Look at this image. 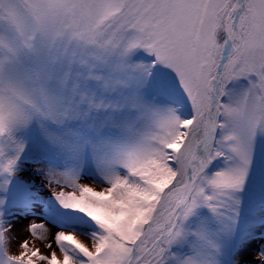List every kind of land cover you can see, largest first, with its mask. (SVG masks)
<instances>
[{
  "label": "snow or ice",
  "instance_id": "obj_1",
  "mask_svg": "<svg viewBox=\"0 0 264 264\" xmlns=\"http://www.w3.org/2000/svg\"><path fill=\"white\" fill-rule=\"evenodd\" d=\"M0 264H264V0H0Z\"/></svg>",
  "mask_w": 264,
  "mask_h": 264
},
{
  "label": "rangeland",
  "instance_id": "obj_2",
  "mask_svg": "<svg viewBox=\"0 0 264 264\" xmlns=\"http://www.w3.org/2000/svg\"><path fill=\"white\" fill-rule=\"evenodd\" d=\"M83 182H85V183H92L91 181H88V180H85ZM36 222L39 223L41 221L39 220V218H36ZM27 224H28V221L26 220V221L23 222L22 225L19 226V229H20L19 235L21 236V238L28 237V233L23 231V228H25L27 226ZM28 238L30 240V243H34L35 246L36 247H39L43 253L47 254L50 251V249H48V248L45 247V243L46 242L42 243L39 240L33 241L31 237H28ZM79 238L81 240H85L86 241V238L83 237V236H79ZM54 247H55V245H54ZM13 251H16L15 247L13 248ZM57 251H58V249H57Z\"/></svg>",
  "mask_w": 264,
  "mask_h": 264
}]
</instances>
